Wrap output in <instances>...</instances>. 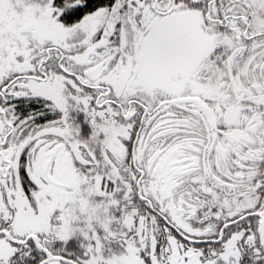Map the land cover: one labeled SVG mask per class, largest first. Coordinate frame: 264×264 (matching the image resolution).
Segmentation results:
<instances>
[{"label":"flooded vegetation","instance_id":"1","mask_svg":"<svg viewBox=\"0 0 264 264\" xmlns=\"http://www.w3.org/2000/svg\"><path fill=\"white\" fill-rule=\"evenodd\" d=\"M208 3L213 4L212 9L219 7L216 17L220 24H234L230 29L234 30L240 51L253 52L255 73L250 75L252 67L245 63L247 55L242 54L244 65L239 69L242 73L229 64L233 80L226 83L220 100L222 107L217 108L201 95L192 94L178 99V105L162 114L152 126L148 114L132 126H120L125 132L120 140L126 144L123 147L128 157L123 162L126 171L120 174L121 178H116L117 172L109 175L100 166L101 162H96L100 152L86 140L88 131L99 130L106 135L103 129L108 131L107 124L95 114L103 109L98 101L110 98L111 91L88 85L86 80H78L73 71L60 69L67 88L82 93L85 101L76 103L67 97L64 110L58 112L50 101L26 90L28 82L38 77L10 75L3 81L0 185L6 180L8 170L20 169L34 187L28 171L23 170L35 164L42 182L52 189L70 191L66 183L69 171L60 172L53 167L58 164L62 147L58 144L39 147L40 112L44 116L49 108L53 118L61 120L62 113L68 121H73L67 122L64 130L73 135L78 133L81 138V146L76 148L78 173L86 179L88 168L100 163L93 173L105 192L103 197L117 199L120 205L109 211L102 199L93 198L104 207L93 213L84 212L81 218L72 221V234L67 238L56 233L59 224L70 222V210L54 208L52 196H49L52 206L47 211L46 224L36 225L34 232L17 235L16 228L20 227L8 224L11 219L0 209V246L5 252L0 264H133L125 256L129 241L130 247L136 248L141 264H264V28L253 27L252 17L246 16L251 14L248 4L231 5V0H208ZM197 4L198 0H194L196 9ZM259 14L264 20L262 13ZM41 70L37 68L36 73ZM39 98L46 101L45 108L40 107ZM116 104L112 101L115 111ZM10 108L18 113L15 124L7 120ZM122 110L121 116L130 122L127 121L130 114L126 115L128 108ZM186 116L193 119L189 134H184L182 129ZM25 117H30L31 122ZM21 121H25L26 128H19ZM52 124L50 128H54V120ZM115 124L119 126L113 121L111 129ZM175 131L181 135L169 139ZM49 137L46 136V142L50 141ZM22 140L28 145L18 147ZM42 149L45 150L40 152ZM121 182L130 185L135 195L131 192L129 198L122 193L116 198L117 190L113 188ZM177 185L176 191L168 195L167 189ZM23 194L33 206L30 216L37 218L40 210L35 207L33 193ZM84 198L83 210L87 211L90 204ZM170 205L176 208L171 209ZM130 210L137 211L136 216L125 223ZM137 226L152 240V245L147 243L141 249L134 244ZM33 239L50 259L37 250Z\"/></svg>","mask_w":264,"mask_h":264},{"label":"rangeland","instance_id":"2","mask_svg":"<svg viewBox=\"0 0 264 264\" xmlns=\"http://www.w3.org/2000/svg\"><path fill=\"white\" fill-rule=\"evenodd\" d=\"M52 4L53 0H0V85L10 75L38 77L28 82L26 90L50 101L58 112L64 110L67 97L76 103L78 100L85 101L82 93H74L67 88L60 69L73 71L78 80H86L88 85L111 91L110 98L98 101L103 109L95 114L107 124L108 131L103 129L106 132L104 140L97 139L99 136H91L95 143L99 140L93 148L100 152L96 162L101 164L95 163L92 168H88L86 179L78 173L76 148L81 143L78 133L73 135L64 130L67 122L72 124L73 121H68L61 113V120H54V128H39L37 134L39 147L51 148L52 144L62 147L58 164L53 167L56 171H69L66 183L70 185V191L66 193L52 189L42 182L34 164L23 171H28L35 186H30L26 191L22 185L23 192L20 187V169L8 170L6 180L1 181L0 185V201H5L0 202V209L8 220L11 219L8 224L20 227L21 231L16 228L17 235L26 234L27 231L34 232L36 225L46 224V214L52 206L49 196H52L54 208L61 210L67 207L70 210V222L65 220L59 224L56 233L61 238H67L72 234L71 222L77 217L81 218L84 212L93 213L104 205L113 211L120 205L117 199L103 197L105 192L101 191L99 180L93 173L94 167L99 164L109 175L113 176L117 172V179L126 171L123 167V162L128 159L123 147L126 144L120 140L125 132L120 126H132L146 114L152 118V126L162 114L178 105V99L192 94L201 95L208 104L213 103L217 108L222 107L221 97L226 90V83L233 80L232 70H228L231 68L229 64L242 73L239 70L242 69L240 65H244L242 54L247 55L245 63L251 65L250 75H254L256 58L252 51H240L241 46L235 40V35L222 32V25L217 23L204 27L197 10L182 9V3L175 5L174 0H143L136 3V8L126 0H117L111 8L99 9L70 26L59 22L61 9ZM233 4L251 6V14L246 16L252 17L253 27L264 28L263 17L259 14L264 16V0H231ZM231 26L234 24L230 23ZM37 68L42 69L41 72L36 73ZM230 87L233 91L234 85ZM3 90L0 88V91ZM92 96L95 98V95ZM112 101L117 103V111L111 106ZM125 108H128L126 115L130 114L127 120L130 122H125L121 116ZM7 117L8 121L15 124L17 118L13 108L7 109ZM186 119L182 129L184 134H189L193 119L188 116ZM113 121L119 126L115 124L111 129ZM18 126L26 128L25 121L18 122ZM0 129H3L2 124ZM96 132L102 135L101 131ZM179 135L175 131L168 138L174 139ZM46 136H50V141L46 142ZM17 145L22 147L28 144L22 140ZM111 162L115 163L117 169ZM177 187H169L168 195L175 192ZM116 188H113L117 190L116 198L117 194L120 196L122 193L124 197H132L127 183L121 182ZM23 193H33L34 202H37L35 207L40 210L37 218L30 216L33 206ZM84 197L88 198L87 203L90 204L87 211L83 210ZM93 198L102 199L104 205L93 201ZM170 208L176 206L170 205ZM136 212L130 210L125 223L135 217ZM126 226L130 228L129 223ZM133 239L134 244L141 249L147 243L152 245V240L138 226ZM130 243L125 256L133 264H141L136 248L130 247ZM6 250L14 252L13 249ZM3 253L0 246V261L4 259Z\"/></svg>","mask_w":264,"mask_h":264},{"label":"trees","instance_id":"3","mask_svg":"<svg viewBox=\"0 0 264 264\" xmlns=\"http://www.w3.org/2000/svg\"><path fill=\"white\" fill-rule=\"evenodd\" d=\"M82 2L85 4L83 5ZM116 2L117 0H53L52 5L55 8L57 7L61 9V14L58 17V20L65 26H70L78 22L80 19H82L86 15L94 13L95 11L99 9L111 8ZM126 2L127 3L130 2V4L135 6L137 2H143V0H126ZM180 2L182 3V6H181L182 9L190 10V8H193L194 10H197V12H199L200 19L204 27L208 26V24L218 23L220 26L222 25L219 23V21H217V17H218L217 14L219 12V7L216 6L212 9L213 4L210 6L208 3V0H198L197 9L194 6V0H174L175 5H178ZM222 26L224 27L222 32L227 33V34H233L234 30L230 29V24H225ZM236 26H239V24H236ZM38 101L40 103V107L41 105H43L44 108L46 107L47 105L46 101H43L40 98L38 99ZM15 111L16 110H14V114L15 116H17L18 113ZM50 113H51V110L49 108L46 110L45 112L46 115L44 116H41L43 112H40L39 122H38L39 128H47L53 125L52 121L57 119V117L53 118V116ZM25 120H27L28 122H31L30 117H25ZM87 134L88 135L86 136V140L92 146H95L94 145L95 142L91 138V136H99L100 138H97V139H100V140L101 139L104 140V137H105L104 133H102L101 135L96 131H93V132L88 131ZM78 139L81 141V138H79V136H78ZM22 185H24V188L26 191H28L29 187L31 186V182L26 176L25 172L22 173Z\"/></svg>","mask_w":264,"mask_h":264},{"label":"water","instance_id":"4","mask_svg":"<svg viewBox=\"0 0 264 264\" xmlns=\"http://www.w3.org/2000/svg\"><path fill=\"white\" fill-rule=\"evenodd\" d=\"M185 101L186 102H192V101L197 102L196 100H185ZM33 241H34V244H35V247L37 248V250L49 257V254L37 244L35 239H33ZM49 259H50V257H49Z\"/></svg>","mask_w":264,"mask_h":264}]
</instances>
